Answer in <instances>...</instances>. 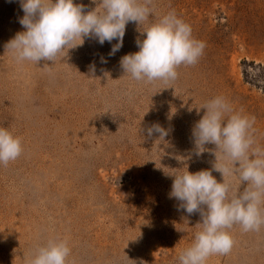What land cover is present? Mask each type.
<instances>
[{
	"label": "rangeland",
	"instance_id": "1",
	"mask_svg": "<svg viewBox=\"0 0 264 264\" xmlns=\"http://www.w3.org/2000/svg\"><path fill=\"white\" fill-rule=\"evenodd\" d=\"M143 2V0H142ZM85 10L100 5L76 0ZM152 14L129 22L123 46L84 38L53 62L20 61L7 47L23 31L19 0H0V127L22 142L21 155L0 164V264H29L51 240L70 247L66 264H179L202 229L170 198L174 177L187 171H230L229 197L242 192L239 165L215 144L196 155L193 128L217 97L232 114L254 118L249 155H264V0H147ZM204 43L174 81L136 80L121 58L138 51L141 31L169 14ZM77 39L74 43H80ZM169 130L165 140L147 129ZM216 153V155H215ZM264 213V203L261 204ZM231 251L206 264H264V224L230 229Z\"/></svg>",
	"mask_w": 264,
	"mask_h": 264
},
{
	"label": "clouds",
	"instance_id": "2",
	"mask_svg": "<svg viewBox=\"0 0 264 264\" xmlns=\"http://www.w3.org/2000/svg\"><path fill=\"white\" fill-rule=\"evenodd\" d=\"M24 15L20 23L24 30L12 38L7 47L13 50L18 60L51 61L65 48L68 50L84 43V38H95L101 45L117 43L111 49L114 55L123 46L126 25L145 22L152 14L147 0H93L100 8L85 10L76 0H19ZM144 36L137 40L138 51L121 58L124 73L136 80L174 81L177 68L193 65L203 54L204 43L193 38L189 24L175 13L163 16L159 22L141 31ZM79 39L80 43H74ZM206 111L193 128L196 155H202L205 145L212 143L221 149L231 162L239 165L243 184L242 192L229 197L230 185L224 176L227 167L214 165L223 175L219 182L210 170L187 171L171 174L173 184L170 198L181 202L180 207L189 215L199 212L202 229L195 234L190 247L179 254V264H206L213 254H228L233 247L229 231L239 224L244 231L259 230L264 224V155L257 149L252 158L249 150L254 140L250 129L254 118L231 111L222 97L206 103ZM159 133L165 140L169 130L156 124L147 129V135ZM21 139L5 127H0V164L7 165L22 153ZM216 155V153H215ZM70 247L65 241L51 240L40 247L29 264H66Z\"/></svg>",
	"mask_w": 264,
	"mask_h": 264
}]
</instances>
